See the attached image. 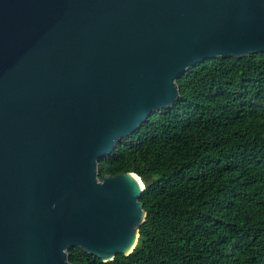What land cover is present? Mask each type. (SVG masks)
I'll list each match as a JSON object with an SVG mask.
<instances>
[{
  "label": "water",
  "instance_id": "95a60500",
  "mask_svg": "<svg viewBox=\"0 0 264 264\" xmlns=\"http://www.w3.org/2000/svg\"><path fill=\"white\" fill-rule=\"evenodd\" d=\"M264 51V0H0V264L127 255L146 211L109 154L215 56Z\"/></svg>",
  "mask_w": 264,
  "mask_h": 264
},
{
  "label": "trees",
  "instance_id": "16d2710c",
  "mask_svg": "<svg viewBox=\"0 0 264 264\" xmlns=\"http://www.w3.org/2000/svg\"><path fill=\"white\" fill-rule=\"evenodd\" d=\"M177 100L98 159L136 172L146 211L132 251L72 264H264V51L215 56L176 79Z\"/></svg>",
  "mask_w": 264,
  "mask_h": 264
},
{
  "label": "rangeland",
  "instance_id": "374dc122",
  "mask_svg": "<svg viewBox=\"0 0 264 264\" xmlns=\"http://www.w3.org/2000/svg\"><path fill=\"white\" fill-rule=\"evenodd\" d=\"M143 225V222L140 224V226H139V230H138V232L140 233V231L142 230V226Z\"/></svg>",
  "mask_w": 264,
  "mask_h": 264
}]
</instances>
